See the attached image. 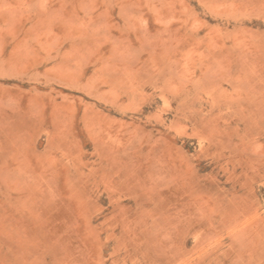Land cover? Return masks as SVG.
Listing matches in <instances>:
<instances>
[{"label":"rangeland","instance_id":"374dc122","mask_svg":"<svg viewBox=\"0 0 264 264\" xmlns=\"http://www.w3.org/2000/svg\"><path fill=\"white\" fill-rule=\"evenodd\" d=\"M0 264H264V0H0Z\"/></svg>","mask_w":264,"mask_h":264}]
</instances>
